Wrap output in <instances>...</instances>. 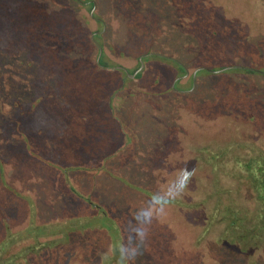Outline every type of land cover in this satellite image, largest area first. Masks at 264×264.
<instances>
[{"label": "rangeland", "instance_id": "rangeland-1", "mask_svg": "<svg viewBox=\"0 0 264 264\" xmlns=\"http://www.w3.org/2000/svg\"><path fill=\"white\" fill-rule=\"evenodd\" d=\"M13 90L31 101L0 122L5 184L20 191L13 203L0 188L2 218L106 199L129 226L182 169L188 188L151 225L152 264H230L213 252L216 219L264 205V0H0V92Z\"/></svg>", "mask_w": 264, "mask_h": 264}, {"label": "trees", "instance_id": "trees-1", "mask_svg": "<svg viewBox=\"0 0 264 264\" xmlns=\"http://www.w3.org/2000/svg\"><path fill=\"white\" fill-rule=\"evenodd\" d=\"M17 75L21 76L23 80L25 79L20 73ZM14 91H10L12 93L9 92L6 95L0 92V122L4 126H6V121L3 120L6 109L9 111V107L13 108L10 111H12L17 121L21 122L20 120H23V117L19 115L20 109L23 113L27 110L26 104L31 101L27 102V97L21 98V95H16ZM8 95L9 98L11 97L9 102H7L8 98L5 100ZM55 168L50 170L54 176H56L55 172L57 171ZM5 182V173L0 164V188H5L6 196L9 195L13 199V203H17L19 200L15 193L20 192L19 188H9ZM73 187L75 186L71 188ZM27 192L31 193L30 190ZM83 195L84 193L81 196L83 197ZM76 200H79L78 197ZM95 200L89 199L91 204L88 206L80 201H75L73 206H76L77 203L81 206L79 208L73 207L70 216H66V214L62 218L55 216L47 221L38 218L36 203L23 206L25 214L22 221L20 220L21 222L17 221L18 218L15 215L10 216V214H7L5 219L0 216V264H121L119 253L117 255L112 254L113 250L110 247L113 246L114 239L119 240V245L125 240L128 235V227L134 221L128 226L124 222L125 215L118 214L115 216V214H110L106 210L108 205L106 199L96 200L97 202ZM83 213L89 217V225L81 220ZM211 213V217L214 216L212 211ZM100 215L104 216L106 222L100 223L99 219H95ZM162 219L158 217L154 221L155 224L161 222ZM216 220L222 226V233L218 235V237H221L217 241L218 243H213L215 246L217 245L215 249L211 244V253L212 249L213 252L224 251L226 255L228 253L232 255L231 258L229 256L228 260L230 264L235 262L243 264L245 260L241 261L242 256L246 258L247 256H255V254L258 256L264 250V205L234 204L227 208V214L224 218L220 217ZM159 237L160 234L150 229L149 238L133 264H147L148 261L146 260H149L152 264L151 259L153 253L157 254V248H160L159 254L161 255L160 242L162 239ZM149 242H151V245L159 244L158 247L153 249L152 253L147 251L148 246H150V244L148 245ZM92 248L97 250L106 248L109 251L107 258L102 257L101 254H91L90 250ZM58 251L60 255H57ZM147 254L149 255L147 256ZM233 254H235V257ZM216 255L218 256L219 253ZM234 259L236 260L234 261Z\"/></svg>", "mask_w": 264, "mask_h": 264}, {"label": "clouds", "instance_id": "clouds-1", "mask_svg": "<svg viewBox=\"0 0 264 264\" xmlns=\"http://www.w3.org/2000/svg\"><path fill=\"white\" fill-rule=\"evenodd\" d=\"M191 178L181 169L162 192L154 193L146 206L136 210L128 235L118 247L121 264H133L149 238L154 220L164 215L167 207L185 192Z\"/></svg>", "mask_w": 264, "mask_h": 264}, {"label": "flooded vegetation", "instance_id": "flooded-vegetation-1", "mask_svg": "<svg viewBox=\"0 0 264 264\" xmlns=\"http://www.w3.org/2000/svg\"><path fill=\"white\" fill-rule=\"evenodd\" d=\"M137 71V70H136ZM140 71V69L137 71V72H139ZM136 74V72L133 74V75H135ZM133 78V77H132Z\"/></svg>", "mask_w": 264, "mask_h": 264}, {"label": "crops", "instance_id": "crops-1", "mask_svg": "<svg viewBox=\"0 0 264 264\" xmlns=\"http://www.w3.org/2000/svg\"><path fill=\"white\" fill-rule=\"evenodd\" d=\"M105 103H107V102H105ZM105 103H103V105H104ZM108 103H110V102H108Z\"/></svg>", "mask_w": 264, "mask_h": 264}, {"label": "water", "instance_id": "water-1", "mask_svg": "<svg viewBox=\"0 0 264 264\" xmlns=\"http://www.w3.org/2000/svg\"><path fill=\"white\" fill-rule=\"evenodd\" d=\"M133 77V76H132Z\"/></svg>", "mask_w": 264, "mask_h": 264}]
</instances>
